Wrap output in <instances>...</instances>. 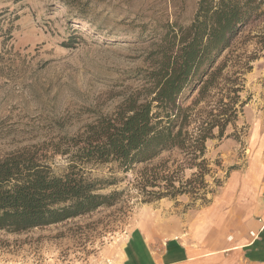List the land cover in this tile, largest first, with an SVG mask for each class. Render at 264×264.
<instances>
[{"label":"rangeland","instance_id":"1","mask_svg":"<svg viewBox=\"0 0 264 264\" xmlns=\"http://www.w3.org/2000/svg\"><path fill=\"white\" fill-rule=\"evenodd\" d=\"M198 1L0 0V160L33 153L61 172L67 162L55 154L58 148L147 84L154 43L168 26L190 25ZM216 68L197 109H229L231 122L222 137L215 128L206 141L204 188L186 186L197 169L177 150L126 172L113 163L88 164L83 172L104 184L102 193L117 192L115 201L61 223L0 230V264H122L127 251L141 256L189 231L229 175L244 172L255 157L250 131L264 110V2ZM196 94L188 93L184 106ZM144 169L171 177L179 191L196 186L197 193L146 202L139 181ZM160 187L145 189L164 192Z\"/></svg>","mask_w":264,"mask_h":264},{"label":"trees","instance_id":"2","mask_svg":"<svg viewBox=\"0 0 264 264\" xmlns=\"http://www.w3.org/2000/svg\"><path fill=\"white\" fill-rule=\"evenodd\" d=\"M66 1L71 5L77 0ZM263 2L199 0L190 25L168 26L149 53L147 84L123 98L112 114L98 115L81 134L69 139L66 148H58L55 154L67 162L61 172H54L51 164L33 153L0 160V230L19 233L111 205L118 193H102L104 184L83 172L88 164L113 163L126 172L177 150L185 156L186 165L197 169L186 186L195 183L204 188L206 141L213 138L215 128L222 137L231 116L229 109L214 114L197 106L221 70H214L218 58ZM196 90L195 98L184 106L187 94ZM139 181L140 191L149 197L146 202L197 193L196 186L175 189L174 180L157 171L148 174L144 169ZM159 182H165L164 192L145 189L159 188Z\"/></svg>","mask_w":264,"mask_h":264},{"label":"crops","instance_id":"3","mask_svg":"<svg viewBox=\"0 0 264 264\" xmlns=\"http://www.w3.org/2000/svg\"><path fill=\"white\" fill-rule=\"evenodd\" d=\"M250 136L255 157L244 172L229 175L189 231L141 256L127 251L122 264H264V110Z\"/></svg>","mask_w":264,"mask_h":264},{"label":"built area","instance_id":"4","mask_svg":"<svg viewBox=\"0 0 264 264\" xmlns=\"http://www.w3.org/2000/svg\"><path fill=\"white\" fill-rule=\"evenodd\" d=\"M250 235H251V236H254V234H253L252 232H250Z\"/></svg>","mask_w":264,"mask_h":264}]
</instances>
